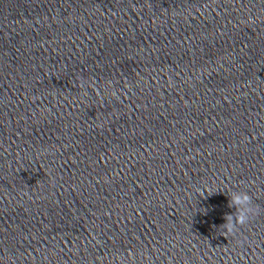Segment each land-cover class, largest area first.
I'll list each match as a JSON object with an SVG mask.
<instances>
[{"label": "clouds", "instance_id": "1", "mask_svg": "<svg viewBox=\"0 0 264 264\" xmlns=\"http://www.w3.org/2000/svg\"><path fill=\"white\" fill-rule=\"evenodd\" d=\"M218 192V191H217ZM208 190V194H213ZM228 207L235 211L230 214H225L223 219L225 223L219 226L222 230V235L235 236L240 229L249 224L252 218L259 214L258 206H255L252 197L248 191L232 190L227 192Z\"/></svg>", "mask_w": 264, "mask_h": 264}]
</instances>
